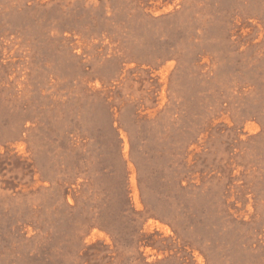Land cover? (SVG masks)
<instances>
[{
  "label": "rangeland",
  "instance_id": "374dc122",
  "mask_svg": "<svg viewBox=\"0 0 264 264\" xmlns=\"http://www.w3.org/2000/svg\"><path fill=\"white\" fill-rule=\"evenodd\" d=\"M0 264H264V0H0Z\"/></svg>",
  "mask_w": 264,
  "mask_h": 264
}]
</instances>
